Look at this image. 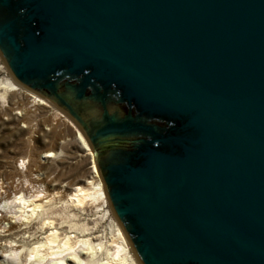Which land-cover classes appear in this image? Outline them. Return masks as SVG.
I'll return each instance as SVG.
<instances>
[{"label":"water","instance_id":"1","mask_svg":"<svg viewBox=\"0 0 264 264\" xmlns=\"http://www.w3.org/2000/svg\"><path fill=\"white\" fill-rule=\"evenodd\" d=\"M0 61L77 128L137 264H264V0H0Z\"/></svg>","mask_w":264,"mask_h":264},{"label":"bare ground","instance_id":"2","mask_svg":"<svg viewBox=\"0 0 264 264\" xmlns=\"http://www.w3.org/2000/svg\"><path fill=\"white\" fill-rule=\"evenodd\" d=\"M9 78H0V103L5 91L17 90L20 86ZM26 95L28 104L43 103L33 94ZM72 134L87 152L89 175L64 190L43 191L38 185L22 183L20 190L14 188L0 194V215L7 218L0 230L8 228L9 223L16 229L23 227L29 219L34 220L36 229L33 236L28 234L27 240L22 242L15 244L4 240L0 243V264H137L117 223L109 218L110 212L86 144L73 127ZM51 154L52 151L45 150L41 156ZM22 162L23 159L17 158L15 166H22ZM20 181L24 182L23 178ZM88 206L97 219H104L96 234H89L91 226L75 220L76 214H83V209ZM54 216L58 222L53 221ZM59 222H63L64 229L58 228Z\"/></svg>","mask_w":264,"mask_h":264},{"label":"rangeland","instance_id":"3","mask_svg":"<svg viewBox=\"0 0 264 264\" xmlns=\"http://www.w3.org/2000/svg\"><path fill=\"white\" fill-rule=\"evenodd\" d=\"M6 76L9 78L0 61V78ZM19 87L5 91L0 103V194L4 195L14 188L20 190L22 183L40 186L43 191L64 190L79 183L89 175L87 152L73 138L72 127L79 131L52 104ZM26 92L38 97L44 104H28ZM45 150L52 151V154L41 156ZM17 158L23 159L20 167L15 166ZM56 209L53 208V211L56 212ZM90 210L91 207H85L83 214H76L75 220L91 226L89 234H96L104 219H97ZM108 215L116 222L110 213ZM56 218L53 217L54 222H58ZM4 223H7V218L0 215V225ZM62 224L59 222V229L65 228ZM12 226L13 223H9L8 228L3 226L5 229L0 230V243L8 240L16 244L27 240L28 234L33 236L36 233L33 219H29L23 227L16 229Z\"/></svg>","mask_w":264,"mask_h":264}]
</instances>
